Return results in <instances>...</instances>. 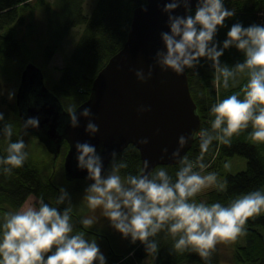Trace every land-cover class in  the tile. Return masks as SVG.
I'll list each match as a JSON object with an SVG mask.
<instances>
[{"label": "clouds", "instance_id": "clouds-1", "mask_svg": "<svg viewBox=\"0 0 264 264\" xmlns=\"http://www.w3.org/2000/svg\"><path fill=\"white\" fill-rule=\"evenodd\" d=\"M181 6L186 15L171 14ZM142 10L146 12L147 8ZM162 11L169 14L167 24L170 29L160 33L164 47L157 50L154 57L155 64L162 71L171 70L181 75L185 69H196L201 59H206L211 62L216 80L223 77L225 88L230 79L235 81L237 74L246 73L248 76L241 89L243 99L232 94L212 105V131L202 130L198 134L201 154L196 165L199 169L208 167L202 162L203 156L214 140L230 147L231 138L250 125L251 140L264 144V25L244 27L239 22L234 23L220 47L215 37L220 28L226 27V19L235 15L225 7L224 0H196L194 14L191 0H170ZM230 47H235L245 57L242 63L231 68L220 61ZM152 72L153 66L150 65L147 74L140 69L135 71V76L141 83H146ZM13 97L14 93H10L9 99ZM138 111H150V108L142 106ZM67 115L72 128L79 127L82 116L89 121L85 128L87 134L94 137L99 131L93 122L91 108H84L78 116L77 108L69 107ZM4 121V113L0 111V122ZM39 125L38 116L28 117L23 123L24 135H28L27 129H38ZM0 131L10 140L13 125L3 123ZM194 135H181L179 147L172 153V158H179L181 165L175 181L164 168L146 171L148 161L143 162L139 174L122 177L119 172L126 169L127 164L116 161L118 154L115 151L111 153V170L105 175L103 158L96 146L77 142V167L86 170V178L92 181L84 190L88 207L93 211L101 208L103 217L112 228L125 239L130 237L133 244L139 241L147 253L158 251V244L152 238L165 230L174 240V250L191 251L204 260L210 259L218 243H235L247 234L248 220L264 212V190L241 193L227 206L219 202L210 205L197 203L195 197L199 193L208 188L223 191L224 185L217 182L216 173L201 175L194 170V164L187 156H180L181 149ZM139 143L147 144L148 141L143 139ZM25 149L22 137L8 144L7 156L0 158L5 174L24 166L28 158ZM163 151L167 153L166 148ZM59 193L56 203L68 201L69 204L63 211L40 197L39 207L29 206L5 214L0 225V264H106V257L96 239H87L82 231L74 232L69 193L64 187ZM80 223L84 228H92L97 219L85 217Z\"/></svg>", "mask_w": 264, "mask_h": 264}, {"label": "trees", "instance_id": "trees-1", "mask_svg": "<svg viewBox=\"0 0 264 264\" xmlns=\"http://www.w3.org/2000/svg\"><path fill=\"white\" fill-rule=\"evenodd\" d=\"M146 0H94L92 7H88L85 0H0V111L4 113L5 121L0 122L13 125V135L9 140L0 131V158L7 156V147L24 135L25 129L20 121L16 106V92L20 74L26 63L33 62L39 66L44 74V81L59 97L63 106L76 107L87 99L92 80L97 71L108 58L115 53L126 39L132 18L133 9L145 3ZM227 9L235 12L232 18L226 19V27L220 28L215 40L219 46L227 39V32L234 23H241L244 27L252 24L264 25V0H224ZM89 9V10H88ZM195 10L192 11L194 14ZM78 28V29H75ZM73 39V47L69 54H65L63 65L58 74L53 72L51 58L59 51L67 39ZM244 54L235 47L224 51L220 58L222 65L230 68L236 63L244 61ZM190 93L197 104L201 122L194 140L184 156L193 162L198 172H214L217 182L224 185V190L208 188L195 197V201L212 204L219 202L227 206L241 193L262 189L264 185V144L254 143L250 138L251 125L239 135L231 138V146H225L214 140L208 152L203 156V163L207 165L200 170L196 160L201 154L199 132H211V122L214 116L210 109L218 99L237 94L243 99L241 89L247 83L246 73H239L235 81L229 80L227 88L223 85V77L216 80V73L211 62L201 59L196 69H186ZM14 93L13 99L9 94ZM28 132V131H27ZM30 136H37L28 133ZM45 144V143H44ZM68 147L62 142L60 151L54 157L50 154L49 163L26 160L24 166L16 168L10 174L3 172L0 166V225L6 213H15L25 198L32 194L50 206L58 207L61 211L69 204H57L59 189L66 188L70 198L80 193L85 180L80 178L67 179L63 169V158ZM116 161L127 164L119 174L137 175L140 170V155L138 149L128 144L117 153ZM240 155L246 158L245 167L235 173L223 172V163L229 156ZM181 165L179 162L157 165L155 171L164 168L176 179V172ZM154 171V172H155ZM207 175V174H205ZM87 182V181H86ZM72 207V223L74 232H94L84 228L80 220L85 214ZM104 221H107L104 219ZM263 226V227H262ZM247 234L234 243L230 253V261L235 264H264V212L252 217L246 224ZM260 228H262L260 230ZM104 236L103 234H100ZM158 244L156 253H147L143 244L128 242L122 247L121 242L108 234L103 245L106 250L102 253L106 257V264H220L221 251L216 246L210 259H201L191 251L179 252L174 250V240L165 230L153 237ZM218 245V244H217ZM150 258L146 263L144 259ZM98 264V262H97Z\"/></svg>", "mask_w": 264, "mask_h": 264}, {"label": "water", "instance_id": "water-1", "mask_svg": "<svg viewBox=\"0 0 264 264\" xmlns=\"http://www.w3.org/2000/svg\"><path fill=\"white\" fill-rule=\"evenodd\" d=\"M168 2L170 0H146L133 9L126 39L97 71L87 99L76 106L78 116L84 108H91L93 122L99 128L94 137L86 133L89 121L82 116L79 127H71L67 109L45 84L39 66L28 62L22 69L15 96L21 123L28 117L40 118L39 128L27 131L42 140L54 157L66 140L67 179L87 177L86 170L77 167V142L96 146L103 158L104 171L111 153L131 143L139 150L140 168L148 161L146 171L150 172L156 164L177 163L179 158L173 159L172 153L179 147V137L198 131L200 116L190 93L186 70L181 75L171 70L162 71L154 60L156 51L164 47L160 33L170 31L169 14L162 11ZM144 7L146 12L142 10ZM195 8L196 0H191L192 11ZM171 14L187 13L181 6ZM150 65L153 66L152 77L141 83L135 71L143 69L147 74ZM142 106L150 111H138ZM143 139L148 143H139ZM193 139L181 149V157ZM165 148L167 153L163 151Z\"/></svg>", "mask_w": 264, "mask_h": 264}, {"label": "rangeland", "instance_id": "rangeland-1", "mask_svg": "<svg viewBox=\"0 0 264 264\" xmlns=\"http://www.w3.org/2000/svg\"><path fill=\"white\" fill-rule=\"evenodd\" d=\"M87 2L86 5H88L87 8L92 7L94 0H85V3ZM90 9V8H89ZM88 9V10H89ZM78 29V28H75ZM73 39H67L61 49L57 52H55L51 58V65H53V67H55V69L53 68V72L55 73V75L58 74V68L61 67L63 65V60L65 58V54L68 55L70 50L73 47ZM45 84L50 87L51 84L47 81V79L45 80ZM65 108L68 109L69 106L67 104H65ZM28 137L25 139V144H26V149L25 151L28 152V158L27 160L31 161V162H36V161H41L42 163L48 164L49 163V157L51 152L48 150V147L44 144V142H40L36 137L30 136L29 134L27 135ZM228 165V167H225V165ZM246 164V158L240 155H233V156H229L227 158V160L223 163L222 161V165H223V172H231V173H235L238 170H241L245 167ZM111 170V160L106 168V170L104 171L105 175L108 174V172ZM208 172V171H207ZM206 171L200 173L201 175H205L208 174ZM91 182L88 183H83V189L80 191V193H76L72 196L71 199V205L75 207V209L77 210H81L82 213H85V217H95L97 219V223L92 227L89 228L90 230H94L95 232H97L99 235H97L94 232H87L85 234L86 238L89 240L92 239H96L97 243L101 246L103 245L104 242V236L100 235H110L112 238L115 239V242H121L122 247L125 246L128 242V239H125L119 232H117L114 228L111 227L110 222L108 221H104L103 215H102V209L101 208H97L94 211L92 209H90L88 207V203L85 200L83 202V200L81 199V197L84 195H86L85 193V188L90 184ZM261 190H264V185L262 187ZM200 194V193H199ZM70 196V195H69ZM84 198V197H83ZM38 201V198L34 195H29V197L26 199V201L23 203V205L21 206V209L23 208H27L29 206H35L36 207V203ZM66 204H68V201H65ZM107 220V219H106ZM263 227V226H262ZM262 228H260L261 230ZM218 248L221 251V262L220 264H235L234 262L230 261L229 257H230V253L233 251V247H234V243H218ZM103 250H105L103 248ZM144 261L146 263L150 262V258L149 256L146 257L144 259ZM182 264H195L193 262H188V263H182Z\"/></svg>", "mask_w": 264, "mask_h": 264}, {"label": "bare ground", "instance_id": "bare-ground-1", "mask_svg": "<svg viewBox=\"0 0 264 264\" xmlns=\"http://www.w3.org/2000/svg\"><path fill=\"white\" fill-rule=\"evenodd\" d=\"M186 70V69H185ZM186 74H187V72H186ZM192 96V95H191ZM193 98V97H192ZM194 100V99H193ZM196 103V102H195ZM197 105V104H196ZM17 106V105H16ZM17 111H18V109H17ZM197 111H198V108H197ZM199 113V112H198ZM199 116H200V114H199ZM21 121V120H20ZM200 122H201V118H200ZM200 126V125H199ZM195 136V135H194ZM194 140V139H193ZM65 142H66V140H64ZM63 141V142H64ZM193 142V141H192ZM129 144H131V143H129ZM192 144V143H191ZM133 145V144H132ZM127 146V145H126ZM189 149V148H188ZM187 149V150H188ZM121 151V150H120ZM139 151V150H138ZM66 152H67V149H66V151H65V154H64V158H63V169H64V174H65V168H64V159H65V155H66ZM119 152V151H118ZM118 152H116V153H118ZM186 153V152H185ZM140 155V154H139ZM184 156V155H183ZM110 162V161H109ZM109 164V163H108ZM157 165H162V163H160V164H156L154 167H153V169L151 170V171H155V168H156V166ZM108 166V165H107ZM107 168V167H106ZM140 170H141V168H140ZM140 170H139V172H140ZM195 170V169H194ZM195 171H198V169H196ZM139 172H138V174H139ZM80 179H83V180H85V182H83V183H88V182H92V181H90V180H88L86 177H81ZM87 181V182H86ZM83 185V184H82ZM84 187H82V189H83ZM31 195V194H30ZM29 197V195L25 198V200L23 201V203L26 201V199ZM84 197V195L81 197V199L83 200V202L85 201V199L83 198ZM23 203L19 206V208H18V210L21 208V206L23 205ZM17 210V211H18ZM79 212H82L81 210H78ZM84 213V212H83ZM85 214V213H84ZM106 236H107V234L106 235H104V239L106 238ZM110 236V235H109ZM111 237V236H110ZM99 245V244H98ZM99 247H100V250H101V252H103V251H105L106 250V246H101V245H99ZM103 248L105 249V250H103Z\"/></svg>", "mask_w": 264, "mask_h": 264}]
</instances>
